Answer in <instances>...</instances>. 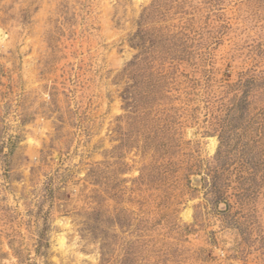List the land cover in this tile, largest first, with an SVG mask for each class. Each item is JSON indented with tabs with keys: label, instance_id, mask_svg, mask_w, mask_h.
I'll return each instance as SVG.
<instances>
[{
	"label": "rangeland",
	"instance_id": "374dc122",
	"mask_svg": "<svg viewBox=\"0 0 264 264\" xmlns=\"http://www.w3.org/2000/svg\"><path fill=\"white\" fill-rule=\"evenodd\" d=\"M0 264H264V0H0Z\"/></svg>",
	"mask_w": 264,
	"mask_h": 264
}]
</instances>
